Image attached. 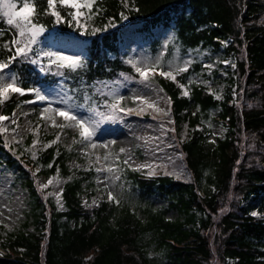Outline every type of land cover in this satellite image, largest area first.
<instances>
[{
  "label": "trees",
  "instance_id": "trees-1",
  "mask_svg": "<svg viewBox=\"0 0 264 264\" xmlns=\"http://www.w3.org/2000/svg\"><path fill=\"white\" fill-rule=\"evenodd\" d=\"M97 6L102 17L120 21L118 0H96L91 11ZM40 7H46V0ZM134 8L129 21L147 32L155 26L170 28L182 52L210 47L232 57L235 67L229 82L235 87L234 99L228 89L217 101L195 84H187L189 96H184L175 82L159 78L170 96L172 119L176 124L187 121L192 129L187 140L175 137L188 179L166 174L144 178L124 166L120 175L128 186L125 198L85 206L80 194L90 186L93 172H79L64 183L63 211L44 201L33 182L32 166L11 155L0 137V162L15 170L13 183L28 191L39 231L10 234L0 264H264V0H134ZM60 11L64 19L59 24L51 15L37 17L46 29L43 34L69 31L70 10ZM0 30V44L8 42L13 30L3 21ZM119 31L89 36L81 57L85 67L62 69L63 76L54 66L40 73L20 59L10 67L22 86L61 85L83 103L85 94L92 97L96 82L136 76L120 50ZM158 45V40L151 43L153 50ZM9 55L0 50V59ZM187 75L178 76V82L184 84ZM33 96L12 94L0 105V114H11L17 102ZM214 109L226 132L213 142L205 121ZM70 155L56 146L42 150L37 158L41 173L58 169L68 176ZM153 196L166 198L167 204L155 206ZM170 210L178 216L168 218Z\"/></svg>",
  "mask_w": 264,
  "mask_h": 264
},
{
  "label": "rangeland",
  "instance_id": "rangeland-1",
  "mask_svg": "<svg viewBox=\"0 0 264 264\" xmlns=\"http://www.w3.org/2000/svg\"><path fill=\"white\" fill-rule=\"evenodd\" d=\"M118 2L121 5L120 21L102 17L101 8L98 6L91 12L81 9L85 13L81 17L83 29L77 27L76 22L72 21L70 16L69 32L50 33L46 36L42 34L39 37V43L33 47L44 51H58L66 56L82 57L89 44L87 37L94 35L92 34L94 29H103L95 32L98 34L106 30L122 28L119 45L127 61L136 62L138 67H145L154 64L156 58L160 57L164 70L167 71L169 62L182 64L184 60L192 59L193 63L187 71L186 86L190 84L189 81H194L191 84L201 85L217 101L223 100L229 89L231 97L234 99L235 87L231 88L232 85L229 82L234 68L232 67L234 64L232 57H225L221 49L214 50L210 47L197 46L182 52L178 41L173 39L170 28L156 26L149 32L141 30L140 24L129 21L130 11L135 10L134 0H128L127 7L121 0ZM67 9L74 11L70 8ZM121 13L128 18L122 20ZM88 15L92 16L90 20L87 19ZM112 24L115 26H111ZM153 39L159 40L156 50L151 47ZM221 43L225 45L227 41L222 40ZM41 61L44 66H47V58L41 57ZM130 65L137 76L123 74L115 81H98L92 87L91 98H93L92 104L99 106V111L108 112V109L103 106L104 102L110 103L114 95L123 96L125 99L121 102V106L134 109L132 116L121 112L118 114L120 119L116 122L102 123L91 142L81 143L78 129L53 126L52 119H49L51 116L56 125H61L65 123L62 117L54 116L53 113L48 112L44 113L42 118L41 111L48 107V104L35 101V99L33 103L17 102L13 112L10 115H5L11 119L0 124V127L6 129V131L0 132L6 149L16 158L20 157L21 160H26L32 166L31 174L36 187L44 193L45 198H49L56 210L63 211L65 209L62 200L64 183L77 177L79 172H93L89 177L90 186H86L80 194L83 205L108 199L109 191L119 201L125 198L127 192L125 188L128 186L120 175L124 166L144 177L166 174L177 179H188V173L176 150L175 137L180 140L188 139L191 128L186 121L179 124L173 121L169 111V96L158 83V78L170 79L159 75L160 69L157 68L154 74H150L149 80L143 81L131 63ZM206 65H211V68ZM11 72L13 70L9 67L4 74L8 75ZM40 89L45 94H50L51 100H56L59 95L68 94L67 89L61 85ZM181 91L183 93L182 88ZM217 96L220 98L217 99ZM134 97H144L147 103H141L139 100L134 102ZM153 102L156 107L168 112V115L158 112L156 108L148 107V104ZM52 107H63V105L53 103ZM141 108L143 111L140 110ZM13 113H15L14 116ZM216 113L217 109L212 110L209 118L205 121L211 132L208 139L213 142L215 138H222L226 132L225 125L218 119ZM80 115L90 116L91 114L83 110ZM93 118L99 119V117ZM12 120H15V123ZM169 121L172 122L169 123ZM112 141L115 143H111ZM92 143L96 144L95 148L91 147ZM49 146H56L58 150L63 148L71 154L66 161L67 170L70 172L68 176H63L58 169L50 175L41 173V166L37 163V158L39 153ZM121 149L125 151L121 152ZM105 156H108L107 160L104 159ZM124 160H129V164H124ZM139 165H151L155 169V174L149 175L150 169L147 167L136 170ZM108 167H112L113 171H107ZM14 173V169H7L5 163L0 162V254L8 252L7 239L10 234L39 233L33 223V211L29 204L28 191L13 183ZM117 177L119 178L117 179ZM49 180L52 181L51 184H48ZM45 184L48 186L42 188L41 186ZM151 198H154V204L157 207L167 204L166 198H155V196ZM253 212L257 213L256 209L250 211L251 214ZM177 216L178 214L174 210L167 213V217L170 219Z\"/></svg>",
  "mask_w": 264,
  "mask_h": 264
},
{
  "label": "snow or ice",
  "instance_id": "snow-or-ice-1",
  "mask_svg": "<svg viewBox=\"0 0 264 264\" xmlns=\"http://www.w3.org/2000/svg\"><path fill=\"white\" fill-rule=\"evenodd\" d=\"M121 2L127 7L128 0H121ZM42 0H0V21H3L7 26L13 30V36L8 42L0 44V50L7 51L11 53L6 59H0V105L4 104L7 100L11 98L12 94H19L21 96L26 93L34 94L35 101L47 102L48 107H45L41 111V117L43 118L44 113L51 112L54 116L62 117L65 121L64 124L56 125L53 117V126L58 127H72L79 130V136L81 138L80 142L85 141L91 142L92 138L96 136L100 125L105 122H116L119 117V113L123 112L130 114L134 111L132 108H124L121 106V102L125 99L123 96L114 95L112 101L109 103L104 102V107L108 109V112L99 111V106L95 104H89L91 99L87 94L83 98V103L76 102V98L73 95L64 94L59 95L56 100L50 99V94H45L40 88L22 86V80L19 78L16 72H11L5 75V70L9 69L10 65L20 59L26 61L33 65L41 64V57L47 58V66H41L40 71H51L53 66L56 68L57 75H64L62 69H67L71 72H75L77 69L85 67L84 62L80 56H66L61 52L54 51H44L40 48H34V45L39 43V37L45 32L44 25L38 23L37 17L43 13L45 15H51L56 24L62 22L64 17L61 15L60 9L70 8L74 11H69L67 14L71 16V20L76 22L77 27L83 29L84 25L81 24V17L85 15L81 9H87L89 12L93 9L96 4V0H46V7H40ZM59 6V7H58ZM99 11V9H97ZM92 16L88 15L87 19H91ZM128 17L121 13V19L126 20ZM111 26H115L112 24ZM103 29H94L92 34ZM3 30H0V36H3ZM14 48V51H13ZM32 54V55H30ZM190 55V54H189ZM135 68V71L139 73L143 81H147L150 78V74H154L157 68L160 69L159 75L173 80H176L177 75L187 72L189 66L193 63L192 59H187L182 62V64H174L169 62L167 65L168 70H164V65L161 63L160 57L156 58L154 64L147 65L145 67L136 66V62L128 61ZM206 67L211 68V65H206ZM232 67H235L233 64ZM127 79V77H125ZM189 83H194V81H189ZM180 87L183 90L184 96H189V91L187 86L181 84ZM162 91V89H161ZM220 97L217 96V99ZM135 100L141 101V103H147L144 97H134ZM35 101H25V103H33ZM53 103L62 104L63 107H52ZM171 100L169 98V104ZM87 105V107H86ZM150 108H156L158 112H164L168 115V112L163 109L156 107L155 103L148 104ZM86 110L90 113V116L80 115L81 111ZM143 111V109H140ZM170 111V109H169ZM15 113H13V116ZM93 117H99L95 119ZM11 117L0 114V124L4 121L10 120ZM15 123V120H12ZM172 121H169L171 123ZM6 131L3 127H0V132ZM59 139V137H57ZM55 143V141H53ZM111 143H115L112 141ZM105 147L107 145H104ZM91 147L95 148L96 144L92 143ZM124 152V149L120 150ZM33 155H35L33 153ZM99 159V158H98ZM105 160L108 156L104 157ZM124 164L128 165L129 160H124ZM149 168V175L155 174V169L151 165H139L136 170L141 168ZM107 171L112 172V167H108ZM119 177H117L118 179ZM51 180L48 184H51ZM48 185H42V188H46ZM108 197L110 200H116L114 194L109 191ZM118 202V201H117ZM252 215H257L253 212Z\"/></svg>",
  "mask_w": 264,
  "mask_h": 264
},
{
  "label": "bare ground",
  "instance_id": "bare-ground-1",
  "mask_svg": "<svg viewBox=\"0 0 264 264\" xmlns=\"http://www.w3.org/2000/svg\"><path fill=\"white\" fill-rule=\"evenodd\" d=\"M129 116H132V113H130Z\"/></svg>",
  "mask_w": 264,
  "mask_h": 264
}]
</instances>
